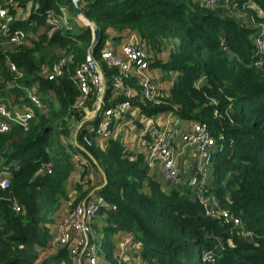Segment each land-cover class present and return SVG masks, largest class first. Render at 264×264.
I'll list each match as a JSON object with an SVG mask.
<instances>
[{
  "label": "trees",
  "instance_id": "1",
  "mask_svg": "<svg viewBox=\"0 0 264 264\" xmlns=\"http://www.w3.org/2000/svg\"><path fill=\"white\" fill-rule=\"evenodd\" d=\"M36 3L39 8L29 19L12 25L13 30H24L32 43L9 45L10 49L0 44V96L9 95L12 107H28L25 91L38 85L48 107L46 112L35 111L28 130L15 126L0 134V168L9 173L10 180L9 187L0 191V264H74L67 250L42 262L39 259L40 252L50 247V224L69 200L70 190L77 192L73 206L90 198L93 190H85L82 183L86 171L80 183L69 187L76 164L59 134L63 125L64 135L72 137L68 120L80 124L86 118L85 109L77 107L80 91L73 77L87 60L93 29L88 21L80 25L68 18L67 26L52 33L50 12L60 13L61 5L72 10L71 0ZM230 4L226 11L207 8L200 0L79 1L86 17L102 29V40L93 48L98 60L110 30L137 32L157 52L178 40L169 61L156 60L150 65L168 75L179 74L169 96L161 93L160 102L152 104L142 98L137 77H130L126 86L131 84L138 92L128 99L114 83L118 69L103 64L107 80L104 110H117L127 102L147 118L173 113L185 121L207 124L217 149L214 180L211 186L205 185L203 195L217 198L231 214L228 220L209 217L193 189L164 191L149 175L144 157L131 160L124 145L112 136L106 140V149H101L96 139L103 137L89 133L101 123L98 117L86 122L78 135L85 151L76 146L71 149L94 166V160L98 163L107 182L98 193L117 208L99 215L106 216L109 227L94 229L104 236L101 255L108 264H129L115 257L119 232L140 243L138 251L146 264H264V52L256 47L260 29L249 28L245 19L232 15L246 13L264 25V18L252 7L264 12V0H231ZM56 50L62 55L56 57ZM70 56L72 62L62 77L46 78L47 69ZM96 100L95 94L90 96L88 110L94 109ZM86 135L91 145L85 142ZM15 206L21 211L16 212ZM242 230L252 237L242 236ZM208 254L213 258L205 259Z\"/></svg>",
  "mask_w": 264,
  "mask_h": 264
},
{
  "label": "built area",
  "instance_id": "2",
  "mask_svg": "<svg viewBox=\"0 0 264 264\" xmlns=\"http://www.w3.org/2000/svg\"><path fill=\"white\" fill-rule=\"evenodd\" d=\"M22 0H7L6 4L0 2V44L2 42L9 43V45H20L22 43L29 44L30 36L22 29H12V25L17 21V17L11 14V10L18 12L21 7ZM35 0H29L27 3L32 7L39 8V4H34ZM231 0H200V3L207 8H223L226 11L231 9ZM254 5V4H252ZM68 11L69 8L65 5L60 6V13L51 11L48 16V25L53 33L59 30L62 26L68 25ZM256 47L259 53L264 52V26L260 29L259 37L256 40ZM73 56L63 59L59 63H55L50 69L45 71V76L50 81H54L63 76L65 68L68 63L72 62ZM103 64L110 68L118 69L119 74L114 79L117 88L120 89L121 95L130 99L132 90L126 86V79L137 75L139 77V85L142 87V98L152 104H158L160 101V89L158 84L148 75L150 70V57L148 53L139 45L134 36L128 40L124 45L122 54L117 53L112 49H104L101 52L100 60L90 54L85 63L80 65L73 77L79 91L80 98L77 103L78 108L85 109L86 118L80 123L75 131V139L86 122H92L98 117H102L98 128H91L89 133L96 132L103 137L104 140H109L112 136L111 127L114 119L121 117L129 107V103H123L117 110H104L103 100L107 89V80L103 70ZM11 69L22 77L14 65ZM29 99V106L8 108L5 104L0 103V134H6L15 126L22 127L28 130L31 122L35 118V111L46 112L48 107L43 102L40 95L38 85H32L25 91ZM95 94L97 100L92 111L87 109V103L91 95ZM179 135L176 130H162L153 129L150 133V141L147 145V157L150 166L159 164L162 169V174L168 183L171 185H179L186 172L182 170L175 158L174 143ZM85 142L91 145L88 136L84 137ZM182 140L189 145L195 147L196 151L203 159V165L212 167L214 161L213 150L217 149V140L213 136L209 126L204 123L195 122L191 130L182 136ZM191 188L197 192L199 201L205 205L206 213L211 218L228 220L231 217L230 212L222 208L219 201L215 197H206L203 195V188L205 183L198 176L190 179ZM9 173L3 171L0 175V191L9 187ZM67 211L61 221L62 232L58 237L57 246H67L72 249L74 245L77 248H82L80 251V258L85 264H101V246L97 244V236L94 231V223L97 217L106 211L116 210V206L111 204L104 196L99 193L91 195L90 198L77 204ZM16 212L21 209L18 206L14 207ZM237 226H242V223L235 220ZM244 237H252L250 232L246 230L241 231ZM72 246V247H71ZM100 247V248H99ZM141 245L135 240L133 236L129 237L122 250L115 255L119 262H126L125 258L131 250H140ZM74 252V251H73ZM213 255L208 254L205 259H212ZM143 264H146L145 262Z\"/></svg>",
  "mask_w": 264,
  "mask_h": 264
},
{
  "label": "crops",
  "instance_id": "3",
  "mask_svg": "<svg viewBox=\"0 0 264 264\" xmlns=\"http://www.w3.org/2000/svg\"><path fill=\"white\" fill-rule=\"evenodd\" d=\"M24 2L25 1H22L23 5L21 4L19 11L14 13L15 17H17V21H25L29 19L33 12V10H30V8H32V4L30 5L27 2H25L26 3L25 4ZM253 6L256 8V11H260L256 5ZM34 9H36V7ZM83 23H87V20L84 19ZM131 36H134L136 41L139 43V45L148 53L151 59V63H153L156 60H162L165 62L169 61L172 54L177 51V46L179 45V42L177 40L173 42V45L171 46L168 45L165 49H163V52H157L150 46L149 42L147 40H144L137 32L126 31L120 33L110 30L109 39L106 43V48L112 49L117 53L122 54L123 47L131 38ZM148 75L158 84L160 93H162V95L165 97L170 95L171 89L173 88V86L175 85V83L178 81L179 78L178 73H171L168 75L162 69L152 66L148 72ZM133 77H137L139 81V77L137 75ZM128 86L132 90V95H136L138 92L137 89H135V87H133L131 84H128ZM8 96L9 95L0 96V103L3 104L5 103V105L8 108L14 109L15 107H11L12 105L11 106L9 105V103L11 104L12 102ZM112 101L113 98H111V102ZM123 115L124 117H121V119L116 121V123L112 127L113 130L112 138L119 140L124 145V148L127 154H129L131 160H137L139 156L144 157V163L148 168L149 175L153 178V180L163 185L164 191L175 189L181 192H185L188 189L191 190L192 188L189 183H190V179L194 176H198L201 180H203L206 186L212 185L214 180L213 168L204 166L203 159L201 155L196 151L195 147L189 145L188 143L182 140V136L191 130L192 125L195 122L182 120L173 113H165L154 118H147L141 113V111L138 108L132 107L130 104ZM88 126L90 125L88 124ZM153 129L176 130L179 132V135L177 136L174 143L175 158L178 166L186 172V175L183 181L177 186L171 185L170 183L165 181L162 174L161 166L159 164L150 166L148 162L146 150H147V145L150 141V133ZM65 138L61 139L62 140L61 143L63 144V146H66L70 155L77 157V155H75V153L72 152L71 149L72 146H76L81 150L85 151L84 148L78 143L77 139H75L74 135L71 138H67V140L71 141L70 145L69 143L66 142ZM96 144L101 149H106L108 142L104 139L98 138L96 139ZM213 152L215 153L216 150H213ZM92 160L94 159L92 158ZM93 163H95L96 165L95 170L99 171L103 175V179L101 180V184L98 185V187H96L95 190H92L91 195H93L94 192L98 193V191L101 188H103L107 183L105 174L98 166V163L95 160ZM69 187H71V184H69ZM85 190H88V188H85ZM76 196H77V192L74 189H71L69 200L63 202L62 207L57 213L58 215L57 219H55L54 222L50 224V230L53 236L50 246L53 249L54 255H56L59 251L56 241L62 232V228H61L62 218L64 215H66L67 211L70 209L67 208L72 205V203L76 199ZM105 217L106 216H101V217L99 216L96 219L94 223V229L95 226L96 228L109 227V224L105 220ZM96 236L97 238L104 237L103 234H97V233ZM129 237H131V235L126 234L124 232H119L115 235V246H116L115 254L119 253L122 250L124 244L126 243ZM49 257L52 256H46V258ZM125 261L129 264L144 263L138 250H131L128 256H126ZM100 263L108 264V262L103 258V256L100 258Z\"/></svg>",
  "mask_w": 264,
  "mask_h": 264
},
{
  "label": "rangeland",
  "instance_id": "4",
  "mask_svg": "<svg viewBox=\"0 0 264 264\" xmlns=\"http://www.w3.org/2000/svg\"><path fill=\"white\" fill-rule=\"evenodd\" d=\"M26 1H29V0H26ZM2 3L6 4V2H2ZM35 3H36V0L34 1L33 5ZM252 7H254V6L252 5ZM254 9L256 10L255 7H254ZM30 10H35V9L32 7V8H30ZM232 15L239 20L245 19V21L247 22V25H249V28L257 30V29H262V26H264V25L256 24L255 21L252 19V17H248V15L246 13L234 12V13H232ZM258 15L264 18V12L258 11ZM68 16L74 22H77L80 25H85L81 20H79L76 16H74L73 11L71 9H69V11H68ZM30 43H32L31 40H30ZM1 47L5 48V49H8V48L10 49L9 43H6V42H2ZM59 55H62L61 52L59 50H56L55 56L57 57ZM9 105L11 106L10 103H9ZM68 124H69L71 131L73 132V135L75 136V131L77 130V128L80 124L75 122V121H72V120H68ZM59 128H60L59 134H61V139L66 137L65 140L70 145L71 141L67 140V138H71V137L66 136V134L64 135V130L66 128L63 125L60 126ZM56 138H58V137H56ZM72 152L75 153V155H77V157L71 155L74 163L76 164V170H75V172L72 175V178L70 180L71 181L70 182L71 187H74L76 185V183H80V181L83 180L82 175L86 171V173H88V174L86 175V177L84 178V181L82 183L84 184L85 188H88V189L92 188L93 190H95L96 187H98V185L101 184V180L103 179V175L99 171H96L95 166L89 160H87L84 156H82L77 151H75V149H72ZM2 172L3 171L0 168V175L2 174ZM72 189H74V188H72ZM66 206H69V205H66ZM71 207L72 206L68 207L67 209H69ZM57 213L54 215V220L57 219V217H58ZM102 242H103V237H99L97 240L98 246H101ZM58 250H67L68 257H70V259L72 261H74V264H85V262L80 258V251L82 250V248H77L76 245H74L72 247V249L70 247H67V246H58ZM46 256H54L53 249L51 246L49 247L48 250H43L40 252V258H42V259H39V261L42 262V260H44V258H46ZM101 257H102V255L100 256V258Z\"/></svg>",
  "mask_w": 264,
  "mask_h": 264
},
{
  "label": "water",
  "instance_id": "5",
  "mask_svg": "<svg viewBox=\"0 0 264 264\" xmlns=\"http://www.w3.org/2000/svg\"><path fill=\"white\" fill-rule=\"evenodd\" d=\"M79 1L80 0H71L72 10H73L74 15L79 20H81L83 22V20L86 19L88 21L87 26H90L93 29V43H92V47L89 50V54L91 56H94V54H93V48H94V46L97 43H99L102 40V29H101L100 25L97 22H94V21H92V20H90V19H88L86 17L85 13L79 7Z\"/></svg>",
  "mask_w": 264,
  "mask_h": 264
}]
</instances>
